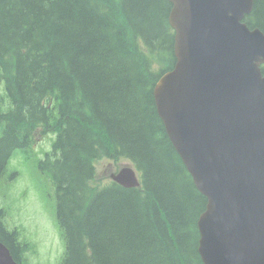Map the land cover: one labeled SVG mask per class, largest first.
Masks as SVG:
<instances>
[{"label": "trees", "instance_id": "16d2710c", "mask_svg": "<svg viewBox=\"0 0 264 264\" xmlns=\"http://www.w3.org/2000/svg\"><path fill=\"white\" fill-rule=\"evenodd\" d=\"M171 7L168 0H0V184L16 151L43 135L52 140L39 168L56 187L61 264H203L198 220L207 198L154 98L176 63ZM253 15L255 23L248 16L245 23L264 32V0H255ZM104 159L129 163L140 186H93ZM7 216L0 209V242L28 264L35 243L23 240L22 225L10 230Z\"/></svg>", "mask_w": 264, "mask_h": 264}, {"label": "water", "instance_id": "95a60500", "mask_svg": "<svg viewBox=\"0 0 264 264\" xmlns=\"http://www.w3.org/2000/svg\"><path fill=\"white\" fill-rule=\"evenodd\" d=\"M176 65L154 87L157 112L196 188L203 264H264V32L253 0H168ZM112 178L140 185L125 166ZM0 264H17L0 243Z\"/></svg>", "mask_w": 264, "mask_h": 264}, {"label": "rangeland", "instance_id": "374dc122", "mask_svg": "<svg viewBox=\"0 0 264 264\" xmlns=\"http://www.w3.org/2000/svg\"><path fill=\"white\" fill-rule=\"evenodd\" d=\"M51 148L52 140L49 145L48 136L43 135L36 148L16 151L0 184V209L7 211L6 225L10 230L22 225L23 240L35 243L34 250L25 255L28 264H61L66 253V242L57 222L56 187L51 176L39 168ZM126 164L125 161L116 165L111 160H100L92 185L100 187L112 183L110 175Z\"/></svg>", "mask_w": 264, "mask_h": 264}, {"label": "flooded vegetation", "instance_id": "af4514ba", "mask_svg": "<svg viewBox=\"0 0 264 264\" xmlns=\"http://www.w3.org/2000/svg\"><path fill=\"white\" fill-rule=\"evenodd\" d=\"M254 2H255V0H254ZM253 8H252V11L248 14V20H252V22L255 23V17L253 15Z\"/></svg>", "mask_w": 264, "mask_h": 264}]
</instances>
